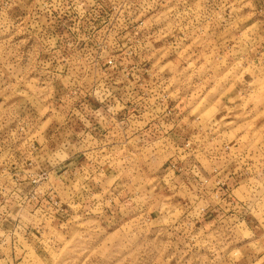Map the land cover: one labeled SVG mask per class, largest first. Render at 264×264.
I'll return each mask as SVG.
<instances>
[{"label":"rangeland","instance_id":"rangeland-1","mask_svg":"<svg viewBox=\"0 0 264 264\" xmlns=\"http://www.w3.org/2000/svg\"><path fill=\"white\" fill-rule=\"evenodd\" d=\"M0 264H264V0H0Z\"/></svg>","mask_w":264,"mask_h":264}]
</instances>
